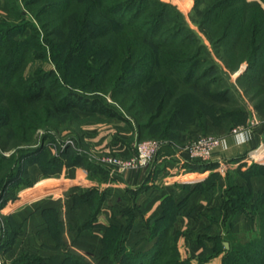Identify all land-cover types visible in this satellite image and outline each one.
I'll return each mask as SVG.
<instances>
[{"label": "trees", "instance_id": "1", "mask_svg": "<svg viewBox=\"0 0 264 264\" xmlns=\"http://www.w3.org/2000/svg\"><path fill=\"white\" fill-rule=\"evenodd\" d=\"M192 10L191 22L206 34L225 68L234 71L245 64L244 82L264 84V0H194ZM0 13L4 16L0 20V33L6 35L0 36V200L12 183L19 181L21 160L38 152L18 147L28 145L35 130L45 126L51 114L78 117L75 110L81 109L104 117L105 121L116 119L132 130L137 142L147 131L156 128L161 134L159 138L168 143L153 163L158 157L175 155L178 148L173 143L194 138L191 130L175 131V116L181 113L178 99L184 91L188 90L195 99L209 101L208 107L216 112L214 118L223 120L221 117L226 114H217L218 110L212 106L214 102L230 100L232 88L218 79L205 80L207 73L202 66L208 62L207 48L188 27L183 15L167 3L159 0H0ZM31 20L35 25L29 26ZM22 25L24 30L31 28L26 44L13 38V34L19 33L15 30L20 31ZM35 59L51 61L55 70L45 74L39 69V74L24 76L25 65ZM72 69L86 83L77 86L80 88L68 84L67 72ZM51 76L58 81L56 89L44 82L45 77ZM222 85L226 87L224 90ZM196 106L195 110L199 111ZM227 115L234 116V112ZM205 117L202 114L201 124L196 117L189 125L196 121L194 126L205 133L209 130L210 118ZM170 134L176 139H169ZM7 143L17 149L9 158L1 152L8 149ZM262 151L259 158L264 157ZM63 157L67 161L65 167L82 166L88 172L101 167L86 155L70 149ZM245 158L247 154L231 161ZM62 164L61 160L58 164L61 169ZM184 166L187 171L213 172L217 163L187 160ZM249 166L256 168L251 175L264 176L257 169L258 164L253 162ZM43 171L46 173V169ZM232 188L244 194L242 205L235 197L227 199ZM249 193L247 196L234 183L229 185L224 190L225 216L245 210L246 200L252 196ZM74 199L75 203H88L91 210L80 231L96 227L102 196L93 190ZM162 207L161 219L149 226L151 238L156 240L149 251L134 253L126 247L131 216L123 227H102V248L96 264H190L181 259L176 245L179 236L173 232L176 205L167 198ZM252 208L259 219L257 234L244 245H233L222 256L221 264H264L263 193L254 200ZM10 226L6 222L0 250L8 248V251L16 239V226ZM29 259L35 258L23 254L11 264H36ZM63 264L91 263L67 253Z\"/></svg>", "mask_w": 264, "mask_h": 264}, {"label": "crops", "instance_id": "2", "mask_svg": "<svg viewBox=\"0 0 264 264\" xmlns=\"http://www.w3.org/2000/svg\"><path fill=\"white\" fill-rule=\"evenodd\" d=\"M124 128L127 126L116 119L83 128L84 143L98 152L111 150L115 155L130 157L134 153V144L131 146V143L122 141L132 136L131 131ZM263 135L264 130L253 128L249 134L247 132L244 141L236 137L227 138L225 147L215 150L210 160L217 163L214 172L224 178L227 172L244 169L253 162L264 166V163L255 159L257 149L264 144ZM243 154H247V158L238 162L231 161ZM184 164H179L175 155H164L141 171L119 173L112 167L101 166L88 172L83 171L82 166H71L62 169L59 177L40 179L33 187L20 190L19 195L30 193L32 196L31 192L39 186L53 191L61 189V192L53 196L51 191L30 198L26 196L11 206V222L16 226L17 237L5 252V259L12 261L23 254H40L47 264H61L62 257L70 253L96 264L102 248V227H123L131 216L132 225L125 245L134 253L147 252L156 241L151 238L149 226L163 216L162 204L167 198H171L176 205L174 233L180 235L184 221L189 222L187 227L193 230L202 218L206 228L204 234L211 233L210 237L220 239L226 231L216 218L222 212L223 197L220 189L225 182L223 178L219 180L218 190L207 188L204 183L211 171H187ZM235 185L252 193L250 198L253 200L246 206L247 210L256 196L264 193V176L253 175L248 181L237 179ZM93 190L102 196L96 217L97 226L88 231H80L79 227L90 214V206L88 203H75L74 198ZM245 215L241 211L235 214L233 221L228 224L230 232L239 230L241 226L247 229V221L242 219ZM199 234L202 233L197 232ZM184 241L181 238L176 242L181 256L183 251L192 252L190 254L193 256L197 253L202 255L210 244L209 240L200 238L199 241H188L186 247ZM220 243L225 246L223 242Z\"/></svg>", "mask_w": 264, "mask_h": 264}, {"label": "rangeland", "instance_id": "3", "mask_svg": "<svg viewBox=\"0 0 264 264\" xmlns=\"http://www.w3.org/2000/svg\"><path fill=\"white\" fill-rule=\"evenodd\" d=\"M161 2L169 4L172 8L175 10H178L185 19L188 27L192 31H195L197 36L200 39V42L206 46L207 51L209 53V57L207 58L208 62H205L203 64L202 69L207 73L204 77L205 80L210 79H218V82L231 87V93L229 98L230 100H223V101H217L214 102L212 107H215L216 110H218L217 114L219 113H226L225 116L221 117L223 120H218V117H213L215 115V111L210 110V108L207 105L209 101L204 97V100L207 102H203L198 98L191 97L188 93L189 91L186 90L183 92V94L179 97L178 100L181 102V108H180V115L175 116V131H186L191 130L193 132L194 138H185L180 143L176 144L173 143L178 149L180 147H184L189 145L190 143L197 141V139L205 138V137H212V138H218V139H227L234 137L233 131L235 129H241L248 134L250 131L254 128H257L259 130H264V84L261 85H251L249 83L244 82L243 80L245 77L243 74L246 70V65L242 64L238 66L234 71L228 70L225 68L224 63L222 60H220V57L217 55L213 44L210 43L208 37L203 32L202 29L196 26V24H193L191 22L190 16L193 12L192 8L194 6V0H159ZM248 2H256L258 0H247ZM174 17V13L171 15ZM4 16L0 13V20ZM32 21V20H31ZM14 24V23H13ZM35 25V23L32 21V23H29V26ZM16 25H18L16 23ZM26 27V30H24L23 25L21 26L20 31L15 30L18 34H13L10 32V34H13V38L17 40L18 42H24L27 43L26 37L31 33V28ZM23 29V30H22ZM5 33H7L6 30H4ZM9 35V33H8ZM0 36L2 38L6 37L5 34L0 33ZM204 59V56H203ZM214 66H217L215 68ZM44 70V73L47 74L48 72L55 70V66L51 61L47 60H38L35 59L33 61H28L25 65L24 69V76H34L38 73V70ZM77 72H79V68H74ZM72 69L67 72V79L68 84H72L74 88H80L77 87L84 83V80L75 72V70ZM39 74V73H38ZM44 75V74H43ZM41 74V76H43ZM45 76V75H44ZM46 78V77H45ZM45 84H49L50 88L56 89L58 86V81H56L53 76L50 78L45 79ZM90 82H88V86ZM223 86V85H222ZM223 86L222 89L224 90L226 87ZM225 87V88H224ZM89 88V87H88ZM183 96V97H182ZM182 97V98H181ZM108 98V96H107ZM174 101L170 102V104ZM197 105V106H196ZM197 107L199 111H196L194 107ZM257 107V108H256ZM220 110V111H219ZM234 112V116L228 117L227 112ZM196 111V112H195ZM75 113L78 115V117L74 115H54L51 114L49 117V121L45 126H41L38 129L35 130V132L32 135L31 142L28 145H21L18 148H29L36 152L33 155H30L29 157L23 158L20 162V168L21 172L19 174V181L12 183L10 189L4 194L3 198L0 200V244H2L5 240L3 233L5 230L6 222L8 224V227H12L11 224V206L20 198L26 197H34L35 195L42 194H59L61 192V189L53 191L46 190L43 186H39L38 188L31 192L33 194L32 196L27 194L25 195H19L20 190L27 188V187H33V184L37 183L40 179H43L46 177V174L49 175V177H59L61 175L62 169L65 168V164L67 161H65L66 158L63 157V154L70 149L71 151L79 154L86 155L90 161H92L95 164H98L99 166H106L102 165L99 162V158L101 156H114L116 153H111V150H106L105 152H98L94 149H91L86 143H84V131L83 128H87L89 126H94L98 124L107 123L109 121L105 122L104 117H96L91 115L88 111H82L81 109H76ZM202 114H204L207 118H209V130L205 133L202 132L198 127H195L196 121L191 123L189 125V122L191 120H198V122L201 124L202 122ZM208 115V116H207ZM230 120V121H229ZM101 121V123H100ZM104 121V122H103ZM127 126V125H126ZM190 126V127H189ZM259 127V128H258ZM228 128V129H227ZM261 128V129H260ZM125 130H130L131 135L129 139H123V142L131 143V146L137 142V137L135 134H133L132 130L127 127L124 128ZM156 129V128H155ZM155 129H150L147 131L145 135L142 136V141H156L161 143L163 146L164 144L168 143V140L161 139L160 132L155 131ZM183 132V131H182ZM160 134V135H159ZM176 134V132H174ZM174 134H170L169 139H176V136ZM185 133H183L184 135ZM185 136V135H184ZM262 141L264 142V135L261 136ZM82 138V139H80ZM118 138V137H117ZM196 139V140H195ZM247 139V138H246ZM7 139H5V142ZM119 140V138H118ZM140 140V141H141ZM81 141V143L79 142ZM8 149H2L1 152L3 156L10 157L17 149L7 143ZM264 147L260 146L258 151ZM113 154V155H112ZM245 155V154H243ZM241 155V156H243ZM240 156V157H241ZM54 163H51V161H54ZM63 161L62 169L59 168L60 165L59 162ZM264 165V164H263ZM56 166V167H55ZM257 169H261V171L264 173V166H257ZM46 169V173L43 171ZM82 170L85 171V169L82 167ZM34 171V172H33ZM256 171V168L254 166H248L244 169H234L229 171V174H225L224 178L219 175L218 172H209V174L206 176L205 181V187H210L212 190H218V182L221 178H223L225 185L222 189H220V194L223 197V204H222V210L224 209V201L227 199L235 197V201L244 203L245 196L241 191H237V189H233L228 193L229 195L224 194V190L229 186L232 185V183L235 184L237 179H243L248 181L253 175L252 172ZM20 184L19 186H17ZM26 184V185H25ZM44 184V183H43ZM47 184H51L47 183ZM47 186V185H45ZM240 189H242L240 187ZM45 190V191H44ZM243 190V189H242ZM72 191V189H70ZM246 191V192H245ZM243 190L244 193H246L247 196L250 195V193L247 190ZM239 192V193H238ZM241 193V194H240ZM264 194V193H263ZM66 195V194H65ZM259 196V194L256 196V198ZM50 197V196H49ZM252 198H247L246 200V206H249V203L252 202ZM226 202V201H225ZM221 210V211H222ZM245 212L246 217H242V219H245L247 221V229L245 230L242 226L239 230H234L233 232H230L228 224L230 221H233L235 218V214L238 212ZM91 212V210H90ZM256 210L252 208V205L248 207L247 210H239L237 212L232 213L231 215H226L225 212H221L220 216L216 219L220 221V224L222 227H225V234L220 239H214L213 237H210L212 234L209 233L205 235L206 228L204 227V219L200 218V221L198 222V225L194 227V229H190L187 227L188 223L187 221H184L185 224L182 225V232L180 231V235L178 236V239L184 238V246H188V241H199V239H205L209 240L210 244L208 243V247L204 251V253L199 255L198 253L194 256L190 253H187L183 251V256H181L182 260H185L186 262H189L190 264H221L222 256L225 254L226 251L230 250L233 245H244L252 237H254L258 232V224L259 219L256 214ZM88 219V218H87ZM6 220V222H5ZM97 223V222H96ZM95 223V224H96ZM7 227V226H6ZM16 228L14 229V235L15 238L17 237ZM197 232H201L202 234L197 235ZM208 233V229H207ZM209 235V236H208ZM116 236V241H117ZM8 243L10 241H7ZM220 242L229 244V248L226 249L225 246H222ZM1 249V247H0ZM8 248L4 250H0V256L4 260V264H11L12 261H7L5 259V252ZM100 253V252H99ZM196 253V252H195ZM70 254V253H69ZM67 255V254H66ZM65 256L62 257L61 264H63ZM35 259H29V261L34 260L36 264H47L45 259L40 254L33 255ZM221 257V258H218ZM42 260V261H38Z\"/></svg>", "mask_w": 264, "mask_h": 264}, {"label": "built area", "instance_id": "4", "mask_svg": "<svg viewBox=\"0 0 264 264\" xmlns=\"http://www.w3.org/2000/svg\"><path fill=\"white\" fill-rule=\"evenodd\" d=\"M247 132L241 129H235L233 131L234 137L241 141L246 139ZM225 139H218L212 137H205L197 139L187 146L180 147L175 156L179 161V164L188 161H210L214 151L220 147H225ZM134 153L130 157H123L119 154L111 156H101L99 162L102 165L112 167L119 173L130 172L131 170L141 171L146 169L157 154L161 151L163 145L156 141H139L134 145ZM264 147L256 152L255 159L260 163H264V157L259 158V155L263 152ZM0 264H4V260L0 256Z\"/></svg>", "mask_w": 264, "mask_h": 264}, {"label": "water", "instance_id": "5", "mask_svg": "<svg viewBox=\"0 0 264 264\" xmlns=\"http://www.w3.org/2000/svg\"><path fill=\"white\" fill-rule=\"evenodd\" d=\"M224 244H225L226 249H228L229 248V244H227V243H224Z\"/></svg>", "mask_w": 264, "mask_h": 264}]
</instances>
